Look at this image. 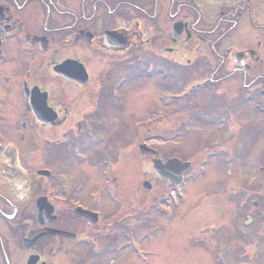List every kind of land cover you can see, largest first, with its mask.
Returning a JSON list of instances; mask_svg holds the SVG:
<instances>
[{"label": "flooded vegetation", "instance_id": "flooded-vegetation-1", "mask_svg": "<svg viewBox=\"0 0 264 264\" xmlns=\"http://www.w3.org/2000/svg\"><path fill=\"white\" fill-rule=\"evenodd\" d=\"M200 49L206 65L217 55L226 76L243 79L262 120L264 0H0V264H112L133 256L137 228L147 250L128 89L146 71L176 86ZM234 136L212 133L220 140L207 154L228 165ZM144 154L140 185L155 157L168 158ZM163 187L161 225L180 206ZM228 230L259 239L236 222ZM228 243L217 237L214 263L227 264Z\"/></svg>", "mask_w": 264, "mask_h": 264}, {"label": "rangeland", "instance_id": "rangeland-1", "mask_svg": "<svg viewBox=\"0 0 264 264\" xmlns=\"http://www.w3.org/2000/svg\"><path fill=\"white\" fill-rule=\"evenodd\" d=\"M217 10L218 8H214L212 13L214 14ZM228 40L234 43L235 39L232 34L228 35ZM204 50L210 51L208 46H204ZM199 51L198 55H193V59L203 54L202 49ZM211 59L214 60L213 67L208 69V72L213 70V87L217 94L222 95L219 99L221 103L217 101V98L213 100L209 91L207 92L208 96H205L201 90L196 94L195 99L192 96L189 101L177 102L176 106L168 105L169 108L166 106L161 112L166 111L162 121L144 126L140 130L134 129L132 132L134 133L132 136L134 152L133 191L135 195L141 194L139 203L136 202L135 197L133 208L140 210V212L149 213V224L147 223L145 227L154 228L151 229V234L156 233L150 235L151 238L146 241L147 243H144V248L149 252L144 261L133 256L130 258L122 255L121 258H115L112 264H214V253L217 251L215 243L220 234H225L229 240L227 247L229 252H226L229 253L226 256L227 264H264V182L260 183L258 180L252 182L250 180L254 176L252 169L257 170L261 182L264 178V174L259 171V167L264 169V115H262L263 119L261 120L260 115L257 114L259 112L254 109L255 96H250L249 89L241 88L243 79L239 82L232 78L233 76H226L225 68L223 69L220 63L222 59L218 58L217 55ZM196 65L194 68L197 69H193L195 74L192 75L188 72L187 82L201 79L206 74L207 68L205 66H201L199 61L196 62ZM167 90L158 82L156 76L152 77V80L133 81L129 86L127 98L128 106L136 115L134 120L145 118V116H158L160 112H155L154 109L159 110L164 105L159 104L157 97H161ZM213 101L222 104V108L216 103L213 104ZM230 102V117L225 116L227 119L225 122L230 128L229 130L226 128V130L235 133L231 143L233 142L232 146L239 154L236 160L235 151L230 150L231 167L223 163L221 157L211 158L207 154L209 137L212 133L221 131L219 129L221 126L217 122H213L211 118L214 117V113H217L218 116L221 115L219 111H224ZM181 105L182 110L179 107ZM199 107L203 109L204 117L201 116L203 119L194 116ZM149 127L150 130L152 128L153 133L162 132L168 138L165 144H161L159 141L151 142L155 147H159L165 156L176 155L183 160L192 162V168L184 175L185 185L182 187V194H184L182 197L186 200L176 210L178 211L176 218L165 221L164 225L160 224L157 210L148 206L152 202L159 201L161 198L159 195L165 191L163 184L153 178L154 173L151 165L148 170V181L151 188L146 191L140 185L139 170L142 161L145 163L142 164L143 169L147 170L145 167L147 155L137 152V144L142 140L141 136L146 133L145 130H148ZM181 129L183 131L181 137L169 139L171 132L181 131ZM199 160L206 162L205 165L197 167ZM194 164L195 166H193ZM62 168L67 173H71V170L74 171L73 166L63 165ZM198 170L201 171V174L194 177ZM227 171L233 172V175L220 182L219 177ZM250 172H252V176ZM243 192L246 196L245 204L242 202L243 199L240 200ZM252 201H257L258 204L251 206ZM238 205H242L241 209L244 213L247 210L251 211V216L255 219L251 224L252 226L250 225L251 227L245 230V236L248 237L252 231V233L255 232L254 237L259 239L252 242L240 239L237 241L233 232L228 230V228L231 229L233 222H236L237 216L234 212ZM128 209H130L129 205ZM118 210L121 211V208ZM124 210L125 208H122V211ZM242 219L243 217H241V221ZM135 223L140 225L141 219H137ZM140 230L141 228L135 230L134 238L142 244L143 237Z\"/></svg>", "mask_w": 264, "mask_h": 264}, {"label": "water", "instance_id": "water-1", "mask_svg": "<svg viewBox=\"0 0 264 264\" xmlns=\"http://www.w3.org/2000/svg\"><path fill=\"white\" fill-rule=\"evenodd\" d=\"M189 167V163L187 162H180L176 159L168 160L165 164H161L159 161L155 162L154 169L156 173L159 175L160 178L166 179L165 173L168 171L173 172L176 171H183ZM145 187L148 188L149 186L145 184Z\"/></svg>", "mask_w": 264, "mask_h": 264}]
</instances>
